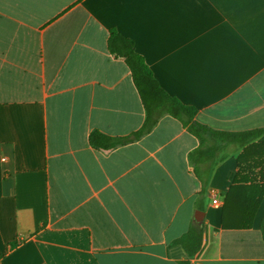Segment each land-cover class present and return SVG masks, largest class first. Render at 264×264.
<instances>
[{
  "label": "crops",
  "instance_id": "0c3cea01",
  "mask_svg": "<svg viewBox=\"0 0 264 264\" xmlns=\"http://www.w3.org/2000/svg\"><path fill=\"white\" fill-rule=\"evenodd\" d=\"M113 28L197 121L264 127V0H0V264H264V133L244 170L237 143L193 161L200 139L170 114L91 143L146 116ZM196 224L191 256L177 239Z\"/></svg>",
  "mask_w": 264,
  "mask_h": 264
},
{
  "label": "trees",
  "instance_id": "16d2710c",
  "mask_svg": "<svg viewBox=\"0 0 264 264\" xmlns=\"http://www.w3.org/2000/svg\"><path fill=\"white\" fill-rule=\"evenodd\" d=\"M108 47L116 56L123 57L130 67L133 80L144 103L146 116L142 127L129 135L114 136L99 130L93 131L90 135V141L95 147L113 148L136 139L151 131L163 115L170 114L182 120L188 126L189 130L200 139L199 147L191 152L190 155L193 161L206 156L208 159H217L216 161L219 162L225 157V154L218 155L222 148L227 144L237 143L245 148L238 157L240 170L247 168L243 166L242 154L248 145L251 144V141L264 133V127L244 131H226L214 129L197 121L195 119L198 111L197 107L170 94L161 85L144 57L135 50V44L132 38L125 36L113 28L110 30L108 37ZM241 182L242 176L240 173L235 178L233 187L236 185L243 186ZM205 192L203 190V193ZM229 193L226 195V204L229 202ZM261 196L262 194L253 201L248 202L251 214L249 221L243 224L242 227L252 225L253 213L260 202ZM261 229L264 237V217L261 221ZM177 242L183 244L189 255L193 256L198 254L203 242L202 226L199 224L191 226L186 233L177 239Z\"/></svg>",
  "mask_w": 264,
  "mask_h": 264
},
{
  "label": "built area",
  "instance_id": "2783aa9c",
  "mask_svg": "<svg viewBox=\"0 0 264 264\" xmlns=\"http://www.w3.org/2000/svg\"><path fill=\"white\" fill-rule=\"evenodd\" d=\"M212 203L216 206V207H220L223 203V198L219 193H214L213 194V199H212Z\"/></svg>",
  "mask_w": 264,
  "mask_h": 264
}]
</instances>
